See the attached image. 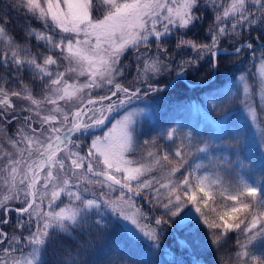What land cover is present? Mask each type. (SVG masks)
Masks as SVG:
<instances>
[{"label": "snow or ice", "instance_id": "6c2138e0", "mask_svg": "<svg viewBox=\"0 0 264 264\" xmlns=\"http://www.w3.org/2000/svg\"><path fill=\"white\" fill-rule=\"evenodd\" d=\"M10 7L29 23L18 43L0 17V124L19 125L10 149L0 151V264H46L42 255L56 233L108 228L102 219L91 221L93 210L102 217V208L151 247H159L167 230L187 228L188 240L179 243L192 264H199L202 251H220L232 232L239 233L236 264H264V193L249 200L257 188L241 182L217 198L209 178L194 175L204 167L189 159L194 133L161 124L141 142L143 110L133 106L150 94L163 101L171 90L186 88L187 72L202 61L218 71L222 57L243 59L245 53L249 67L229 77L226 91L213 94L209 86L207 99L237 89L244 118L255 128L264 116V96L258 110L248 81L257 61L264 78V0H12ZM205 19L211 20L207 28ZM194 30L197 38H186ZM245 32L249 36L238 39ZM228 38L235 40L231 51L221 50ZM129 49L138 63L126 85L122 57ZM16 100L28 103L18 108ZM256 131L264 146V129ZM81 136L91 137L86 152ZM201 143L196 152H207L209 145ZM139 197L149 211L137 206ZM13 212L20 232L9 235L4 226ZM232 259L221 256L214 264Z\"/></svg>", "mask_w": 264, "mask_h": 264}, {"label": "trees", "instance_id": "16d2710c", "mask_svg": "<svg viewBox=\"0 0 264 264\" xmlns=\"http://www.w3.org/2000/svg\"><path fill=\"white\" fill-rule=\"evenodd\" d=\"M11 3L10 0H0V17H3L8 21L7 28L9 33L16 37L18 41L24 42L26 38L24 26L28 24L29 21L24 18L23 13L15 11L10 7ZM31 23L33 27H42L38 21H32ZM202 23L203 27L207 28L208 24L211 23V20L205 19ZM197 31L198 30H194V32L190 33L186 38L196 39L197 36L194 33ZM200 35H203L202 31H200ZM256 35V32L251 33L253 39ZM248 36L249 33L245 32L243 36L238 39H245ZM234 43L235 40L228 38L222 42L220 46L230 47ZM134 51L135 50L130 49L124 56L132 54ZM258 54L259 53H257V55ZM241 56L244 58L241 59L235 56L222 57L220 61V69L216 71L215 77L203 85H200L199 83L209 79L212 75L213 70H211L210 64L202 61L199 69H190L187 72L188 80L191 82H198V84L190 86L186 82V88L179 87L171 90L163 101L159 99L155 100L154 104L159 109L160 115L148 124L147 129L143 131L145 134L139 137L140 141L143 142L144 139L155 135L156 131H153V129L159 130L161 124L168 126L171 123L173 124L177 117L185 116V105L188 101H196L204 104L203 101L208 100L209 86L211 87L213 94H215V89L223 91L224 87L230 82L229 77L236 72L237 69H242L249 62V58L245 53H242ZM125 65H128V67H125V74H128L129 77L121 82L127 85L133 81V73L136 72L137 63L136 60L133 59V61L126 62ZM173 73L174 72L166 74L161 80V84L169 80ZM24 79L25 82H28L30 80V75L25 76ZM100 94L103 95L105 92H100ZM218 97L219 96H217V98ZM135 103L140 104L141 101H134V104ZM209 110L211 115H217L215 117L216 121H220L221 112L210 108L206 109L202 119L207 117L206 113ZM260 123L262 124L261 129H264V119H260ZM15 124L16 122H13L11 126L0 124V128L1 130L4 128L8 131L10 130L14 132L16 131ZM216 126L218 127V125ZM13 135L14 133H12V136ZM230 135L231 133L228 132L224 136ZM9 137H11V135L7 134V138L3 139V142L0 143V151H7L10 149V145L8 144ZM243 137H246L245 132L243 133ZM81 138L82 136L78 139ZM231 140L238 142L241 139L231 138ZM82 144L84 145L85 150L86 142H83ZM248 145L247 147L245 146L244 169L251 171L256 176L260 186L263 187L264 152L262 155L258 154V144L251 146L250 143H248ZM181 174H183V169L181 170ZM197 195L201 196L202 193H198ZM248 199L253 200L254 198L248 197ZM136 204L138 207H142L145 211H149L150 206L147 204L145 198H137ZM191 208L192 206L189 204L188 209ZM185 211H187V209H185ZM192 211L194 212V209H192ZM98 218L102 217L92 215L91 221L95 222ZM16 219V213L13 212L11 214V223L4 226V230L7 231L9 235L17 233V230L14 228ZM25 219H27V217ZM108 222H111V219H109ZM108 222H105V219L103 218V224H108ZM192 223L194 224L195 222L193 221ZM189 235L187 228L177 229L175 231L169 229L167 230L166 235L160 238L159 247H151L150 243L146 240H134L126 229L118 228L115 223L110 224L108 228L101 232L85 227L82 229H75V231L72 230L71 234L56 233V240L47 246L42 255V259L46 264H85L89 262L90 264H119V261L123 259L128 264H178L181 260L184 261V264H192V255L189 254L188 248H182L179 243L180 240L187 241ZM229 235L231 239L223 245V248L220 251H217L215 247H212L210 250L196 254V259L199 261V264H214V262L220 261L221 256L232 257L231 264H236L235 254L239 249L235 242L239 233L232 232ZM88 237H92L93 242L99 243L98 249L90 247V244L86 241ZM257 254H260L259 251H257ZM82 259H88V261L81 263ZM249 264H251V262H249Z\"/></svg>", "mask_w": 264, "mask_h": 264}, {"label": "rangeland", "instance_id": "374dc122", "mask_svg": "<svg viewBox=\"0 0 264 264\" xmlns=\"http://www.w3.org/2000/svg\"><path fill=\"white\" fill-rule=\"evenodd\" d=\"M10 1L12 2V0H10ZM17 42L23 43V42H20L18 40H17ZM124 57H122V59L124 58L122 63L126 67H128V65H125L126 62L133 61V59H135L136 63H138L135 51H134V53L126 55ZM177 60H179V57H177ZM140 63H142V62H140ZM254 63L256 64V66L253 68L254 75H252L248 81L249 90L250 91L252 90V94L254 93L256 95V98L259 100V102H261V97L264 96V86H262L261 80L264 78H262L260 76V68H259L258 61L254 62ZM132 64H133V62H132ZM248 67H249V64L247 65V68ZM61 70H63V69H61ZM136 75H137V72L133 73V78ZM238 75H239V73H238ZM125 77L128 78L129 75L125 74ZM85 79H86V77H81L80 81L83 82ZM121 80H125V79H121ZM233 90L234 89H232V91H230V92H227V95H224L221 98L213 101L211 105H213V107H215V108L226 110V112H229L228 108L230 106L233 107L234 108V109H232L234 111L233 116L232 117H226L227 121H230L232 119L231 122H228L227 127H229V129L232 131L233 135L236 138L238 133H239V137L242 136L243 130L245 128L244 126H246L248 129L247 136L240 143L246 144L247 140H250L251 143H257V142H259V136L254 132L255 128L250 126L249 122L244 118V113L241 111L240 104H238L236 107H234L235 105L232 104L234 101V98H237V89L234 90L235 93H233ZM35 91L38 93L39 89H36ZM242 91H243V87L240 86L238 89V94H240ZM252 94H251V96H252ZM15 102L17 103L18 108L24 107L28 103L27 101H22V100H16ZM238 102H239V100H238ZM136 108L143 110V114L139 117V120H141L143 118L142 122L147 121V123H148L149 119H152L153 115L155 116V118L158 117L157 113L153 112L152 109L149 108V105L146 104V100H144L143 103ZM195 110H197V107H196V104L194 103L190 106V113H191L190 118H192V120H194L196 122H201V123H197V125L195 126V123H192L191 119H188V120H185L187 122L179 120L174 125H171V127H177L185 133H187V132H193L194 133V139H193L194 147H193V149L196 150V147H203L204 144L201 142H207V144L209 145V149L207 152H205V153L196 152L197 158L194 161V165L195 164H202V165H204V167L197 169L195 171L194 175L207 176L209 178V181L212 182L210 192H211V194L216 195L217 198L219 197V193L226 188L231 189L233 186H242L241 182L255 186L257 188V197L254 199L261 198V194L264 193V186L263 187L260 186L257 178L253 174L243 171L244 168L241 167V164L244 163L245 156L243 153L240 152L239 146L236 145L237 143H232V141H229L227 143L224 141L220 142V137L222 136L221 134H214L213 135L214 130H213V132L210 130L209 131L203 130V127H202L203 122L201 120H199L200 114L196 113ZM23 114H28V113H23ZM120 115H123V113H120ZM148 117H149V119H148ZM115 118L119 119V115L115 116ZM208 118L210 121L213 119L212 116H209ZM145 119H147V120H145ZM15 125H16V129H17L19 125L17 123ZM110 126L111 125H109V127ZM147 126H148L147 124H142L140 126V128L141 129L147 128ZM256 126H257V123H256ZM187 127H188V129H187ZM191 128H193V130ZM196 128L201 130L200 135L198 137H196V135H195V129ZM222 132H223V129H222ZM12 133L15 134V131L14 132L10 131V130L8 131L4 128H2V130H1V128H0V143L3 142V139L7 138V134L12 136ZM90 139H91V137L89 138V142H90ZM248 149H249V145H248ZM263 151H264V146H262V145L258 146V148H257L258 154L262 155ZM227 163L229 165H224ZM117 195H119V194H117ZM65 203H67L66 200H65ZM229 203H231V202L229 201ZM61 206H63V205H61ZM100 211L102 213V217H104V218H105L106 214L112 213L109 208H102ZM98 219L103 220V218H98ZM112 219H114L115 221L119 220V218L115 215H112ZM120 222H121V228L126 229V228L122 227V224L124 222H122V221H120ZM16 230H17L16 234H19L20 230L19 229H16ZM27 234H28L27 231H25L24 235H27ZM86 241H87V243L90 244V247H94V248L98 249L99 243L93 242L92 237H88ZM87 261H88V259H82L81 263H85ZM119 262H120L119 264H128L124 259L120 260ZM85 264H90V262L85 263Z\"/></svg>", "mask_w": 264, "mask_h": 264}, {"label": "water", "instance_id": "95a60500", "mask_svg": "<svg viewBox=\"0 0 264 264\" xmlns=\"http://www.w3.org/2000/svg\"><path fill=\"white\" fill-rule=\"evenodd\" d=\"M224 49H228V48H221V50H224ZM229 51H231V49H228Z\"/></svg>", "mask_w": 264, "mask_h": 264}]
</instances>
